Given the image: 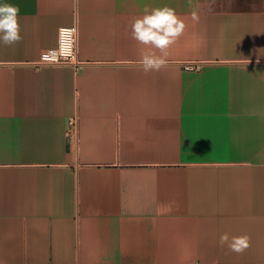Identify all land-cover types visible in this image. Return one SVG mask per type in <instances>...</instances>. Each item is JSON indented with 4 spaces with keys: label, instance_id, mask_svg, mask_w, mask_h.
<instances>
[{
    "label": "crops",
    "instance_id": "crops-1",
    "mask_svg": "<svg viewBox=\"0 0 264 264\" xmlns=\"http://www.w3.org/2000/svg\"><path fill=\"white\" fill-rule=\"evenodd\" d=\"M3 3L0 264H264V0ZM163 6L186 29L145 73L129 21ZM74 24L81 68L29 64Z\"/></svg>",
    "mask_w": 264,
    "mask_h": 264
},
{
    "label": "clouds",
    "instance_id": "clouds-1",
    "mask_svg": "<svg viewBox=\"0 0 264 264\" xmlns=\"http://www.w3.org/2000/svg\"><path fill=\"white\" fill-rule=\"evenodd\" d=\"M193 21L199 22L196 11L191 13ZM130 37L138 45L139 59L136 65L145 73L160 71L168 66L169 49L183 36L186 24L169 6L144 10L141 16L133 17L130 21ZM22 40L19 23V8L16 5L0 4V43L14 46ZM251 61H245L249 64ZM259 63V57L257 58ZM172 211L171 204H162L157 208V214L163 215ZM221 247L237 254L244 253L250 247L248 235L229 236L223 233L219 238Z\"/></svg>",
    "mask_w": 264,
    "mask_h": 264
},
{
    "label": "built area",
    "instance_id": "built-area-1",
    "mask_svg": "<svg viewBox=\"0 0 264 264\" xmlns=\"http://www.w3.org/2000/svg\"><path fill=\"white\" fill-rule=\"evenodd\" d=\"M78 27L77 24L63 26L58 32V42L55 47L47 48L40 53L37 60L29 64L35 69L46 66L69 65L81 68L84 62L78 58ZM66 138L69 144L78 142L79 138V117L70 116L67 120Z\"/></svg>",
    "mask_w": 264,
    "mask_h": 264
}]
</instances>
